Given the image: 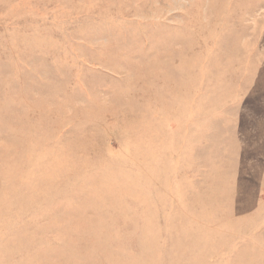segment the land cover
Returning <instances> with one entry per match:
<instances>
[{
  "label": "rangeland",
  "instance_id": "rangeland-1",
  "mask_svg": "<svg viewBox=\"0 0 264 264\" xmlns=\"http://www.w3.org/2000/svg\"><path fill=\"white\" fill-rule=\"evenodd\" d=\"M0 264H264V0H0Z\"/></svg>",
  "mask_w": 264,
  "mask_h": 264
}]
</instances>
